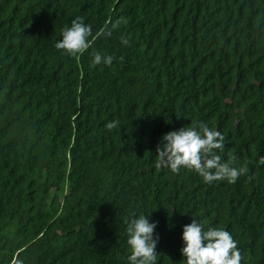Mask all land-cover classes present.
Masks as SVG:
<instances>
[{"label": "trees", "instance_id": "1", "mask_svg": "<svg viewBox=\"0 0 264 264\" xmlns=\"http://www.w3.org/2000/svg\"><path fill=\"white\" fill-rule=\"evenodd\" d=\"M77 17L73 56L55 45ZM201 125L247 166L235 183L157 167L164 134ZM262 158L264 0H0V264H130L140 215L156 264H186L192 219L264 264Z\"/></svg>", "mask_w": 264, "mask_h": 264}, {"label": "clouds", "instance_id": "2", "mask_svg": "<svg viewBox=\"0 0 264 264\" xmlns=\"http://www.w3.org/2000/svg\"><path fill=\"white\" fill-rule=\"evenodd\" d=\"M124 18L113 24L118 27ZM92 34L90 25L83 23L81 17L72 21L70 28L62 30V39L56 43L57 49H62L69 55L82 54L90 47L88 37ZM97 35L111 36L108 29ZM121 42L129 44L127 38L122 37ZM114 57L94 53L93 66L98 64L111 65ZM119 121L113 120L105 125L108 131L113 130ZM225 137L217 130H211L207 125L196 127H184L176 131L164 134L160 144L155 149L157 155V167H168L173 173L181 167L192 169L198 173L206 183L227 180L235 183L241 175L248 172L246 165L235 167V157H230L229 162L224 163L216 150L223 151ZM264 163V158L261 159ZM156 223H150L146 215H140L130 219L127 225L129 239L127 241L131 249L128 257L130 264H156L158 236H154ZM182 239L185 246L181 252L186 257V264H241V254L237 248V242L230 233L221 228L202 229L201 224L192 219V222L183 227Z\"/></svg>", "mask_w": 264, "mask_h": 264}]
</instances>
